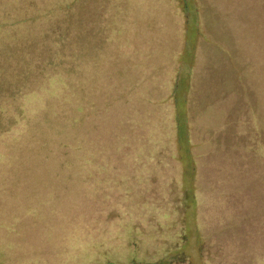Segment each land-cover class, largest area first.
Segmentation results:
<instances>
[{"label":"rangeland","instance_id":"1","mask_svg":"<svg viewBox=\"0 0 264 264\" xmlns=\"http://www.w3.org/2000/svg\"><path fill=\"white\" fill-rule=\"evenodd\" d=\"M110 4L121 8L133 29L117 41L124 40L126 54L113 55L148 64L134 77L149 76L155 65L156 75L168 80L162 99L172 129L170 95L179 85L178 111L187 135L178 145L174 137L173 166L162 170L166 183L156 191L145 185L128 193L116 177L130 174L126 168H85L75 153L53 154L48 146L36 152L32 144L13 157L2 151L0 264H95L100 254L110 253L118 259L129 254L125 234L134 220L142 232L135 238L140 257L158 258L161 248L179 244L176 251L189 264H264V0ZM82 9L86 16L87 6ZM107 139L101 142L108 149L113 140ZM107 149L96 163L121 160ZM152 199L159 201L153 219L160 231L149 239L143 228H150ZM215 199L225 210L217 218L208 213ZM211 219H223L227 227L219 221L216 228ZM178 224L182 243L172 236Z\"/></svg>","mask_w":264,"mask_h":264},{"label":"trees","instance_id":"2","mask_svg":"<svg viewBox=\"0 0 264 264\" xmlns=\"http://www.w3.org/2000/svg\"><path fill=\"white\" fill-rule=\"evenodd\" d=\"M110 1L0 0V156L3 151L4 156L13 157L30 144L36 152L48 146L53 154L80 155L76 161L85 168H126L130 174L116 177L128 193L141 192L137 188L145 185L156 191L166 183L162 170L173 166L174 137L178 145L177 140L187 135L184 116L178 111L179 85H173L170 95L172 129L170 111L162 99L168 80L156 75L154 64L149 76L134 77L133 71H143L148 64L113 55L126 54L124 40L119 45L117 41L133 29L131 20L126 21L121 8L112 7ZM84 5L86 16L80 13ZM113 124H117L115 128ZM44 128L51 132L41 133ZM103 138L113 140L110 148L102 146ZM104 149L121 160L107 157L102 164L96 163ZM93 182L100 181L96 178ZM158 202L152 199L150 228H143L150 233L149 239L160 231L158 220L153 219L160 213ZM219 207L216 199L211 202V217L225 212ZM132 214L135 216L136 210ZM211 220L216 228L219 221L227 227L223 219ZM177 226V234L172 236L182 243V226ZM141 233L135 220L130 222L125 234L130 238L129 254H120L118 259L112 253L100 254L95 264H189L188 258L176 251L179 244L173 250L161 248L158 258L140 257L135 238ZM86 235L90 243L91 233Z\"/></svg>","mask_w":264,"mask_h":264},{"label":"flooded vegetation","instance_id":"3","mask_svg":"<svg viewBox=\"0 0 264 264\" xmlns=\"http://www.w3.org/2000/svg\"><path fill=\"white\" fill-rule=\"evenodd\" d=\"M230 58H232V57H230Z\"/></svg>","mask_w":264,"mask_h":264}]
</instances>
